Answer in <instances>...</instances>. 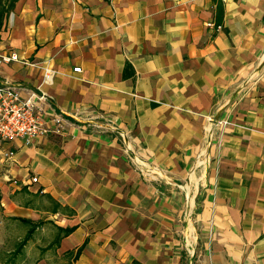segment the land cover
I'll use <instances>...</instances> for the list:
<instances>
[{"label":"crops","instance_id":"obj_1","mask_svg":"<svg viewBox=\"0 0 264 264\" xmlns=\"http://www.w3.org/2000/svg\"><path fill=\"white\" fill-rule=\"evenodd\" d=\"M11 55L50 133L2 147L0 264H264V0H18Z\"/></svg>","mask_w":264,"mask_h":264},{"label":"built area","instance_id":"obj_2","mask_svg":"<svg viewBox=\"0 0 264 264\" xmlns=\"http://www.w3.org/2000/svg\"><path fill=\"white\" fill-rule=\"evenodd\" d=\"M15 61H17L15 55L0 56V64ZM73 72L79 73L80 69L74 68ZM55 76L56 72L53 69L45 68L42 76L43 85H51ZM45 102H47V96L42 91L30 92L26 96H22L12 84L5 83L0 86V155L5 162L14 156V152L2 148L5 144L22 140L25 146H30L38 137L50 133L42 107ZM63 123L64 120L60 116L57 115L53 118L55 133L61 132ZM222 124L226 125L227 122ZM31 181L36 183L37 178H32Z\"/></svg>","mask_w":264,"mask_h":264},{"label":"trees","instance_id":"obj_3","mask_svg":"<svg viewBox=\"0 0 264 264\" xmlns=\"http://www.w3.org/2000/svg\"><path fill=\"white\" fill-rule=\"evenodd\" d=\"M17 1L18 0H0V31L4 24V21L7 19V17L13 10L14 5ZM218 5L219 6L217 8V21L220 22L222 19V8H221L220 3H218ZM69 233H70V230H67L66 234H69ZM25 241H27V239H25L22 243H25ZM22 243H20V247L23 245ZM79 252L80 251H78L77 253Z\"/></svg>","mask_w":264,"mask_h":264}]
</instances>
